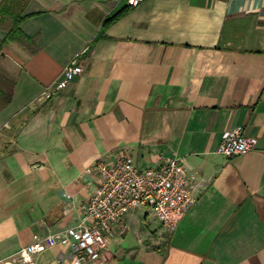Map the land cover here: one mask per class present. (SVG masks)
I'll use <instances>...</instances> for the list:
<instances>
[{
	"label": "crops",
	"instance_id": "crops-1",
	"mask_svg": "<svg viewBox=\"0 0 264 264\" xmlns=\"http://www.w3.org/2000/svg\"><path fill=\"white\" fill-rule=\"evenodd\" d=\"M0 0V260L75 225L98 161L174 157L195 202L172 233L139 206L96 264H264V0ZM22 36L7 38L14 16ZM82 72L40 99L70 59ZM241 126L256 146L226 158ZM35 264H70L53 246Z\"/></svg>",
	"mask_w": 264,
	"mask_h": 264
},
{
	"label": "built area",
	"instance_id": "built-area-1",
	"mask_svg": "<svg viewBox=\"0 0 264 264\" xmlns=\"http://www.w3.org/2000/svg\"><path fill=\"white\" fill-rule=\"evenodd\" d=\"M141 1L125 0L130 7ZM87 51L88 47H84L74 55L61 77L45 87L39 98H50L80 74L79 56ZM256 142L255 137L245 135L242 127L236 126L221 135L215 153L226 158L246 154L255 148ZM88 171L95 173L96 186L83 205L78 222L61 231L34 234L29 244L0 260V264H35L36 256L53 246L69 250L70 264H96L105 248V237L134 208L148 207L162 229L172 233L195 202L188 188L192 177L174 157L140 169L132 157L124 155L112 161L98 160Z\"/></svg>",
	"mask_w": 264,
	"mask_h": 264
},
{
	"label": "trees",
	"instance_id": "trees-1",
	"mask_svg": "<svg viewBox=\"0 0 264 264\" xmlns=\"http://www.w3.org/2000/svg\"><path fill=\"white\" fill-rule=\"evenodd\" d=\"M130 9V6H128L125 2V0H120L118 7H116L114 10L109 12L101 21L100 29L98 34L96 35L95 39H98L101 35H103L104 31L108 26H110L112 23H114L116 20H118L120 17H122L124 14H126ZM3 10L5 8H0V14H2ZM29 15H23V16H14L13 17V25L9 29L7 38H17L18 36H22L20 30H19V23Z\"/></svg>",
	"mask_w": 264,
	"mask_h": 264
}]
</instances>
